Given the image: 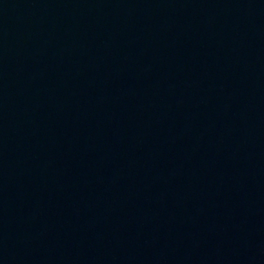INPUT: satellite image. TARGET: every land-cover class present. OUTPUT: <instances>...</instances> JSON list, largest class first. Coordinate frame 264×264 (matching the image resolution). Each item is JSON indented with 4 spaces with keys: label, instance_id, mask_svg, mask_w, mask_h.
<instances>
[{
    "label": "water",
    "instance_id": "obj_1",
    "mask_svg": "<svg viewBox=\"0 0 264 264\" xmlns=\"http://www.w3.org/2000/svg\"><path fill=\"white\" fill-rule=\"evenodd\" d=\"M151 191L264 198V0H0V208Z\"/></svg>",
    "mask_w": 264,
    "mask_h": 264
}]
</instances>
